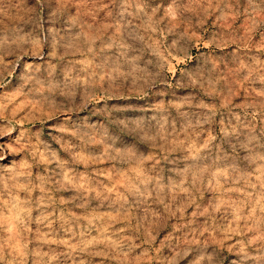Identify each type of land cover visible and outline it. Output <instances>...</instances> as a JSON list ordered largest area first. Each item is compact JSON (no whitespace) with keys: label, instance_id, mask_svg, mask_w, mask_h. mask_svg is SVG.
Wrapping results in <instances>:
<instances>
[{"label":"rangeland","instance_id":"rangeland-1","mask_svg":"<svg viewBox=\"0 0 264 264\" xmlns=\"http://www.w3.org/2000/svg\"><path fill=\"white\" fill-rule=\"evenodd\" d=\"M0 264H264V0H0Z\"/></svg>","mask_w":264,"mask_h":264},{"label":"bare ground","instance_id":"bare-ground-1","mask_svg":"<svg viewBox=\"0 0 264 264\" xmlns=\"http://www.w3.org/2000/svg\"><path fill=\"white\" fill-rule=\"evenodd\" d=\"M223 21H224V20H223ZM223 21H222V22H223ZM245 23H246V22H245ZM243 26H244V25H243ZM244 27H245V26H244ZM245 28H246V27H245ZM241 32H242V31H241Z\"/></svg>","mask_w":264,"mask_h":264}]
</instances>
